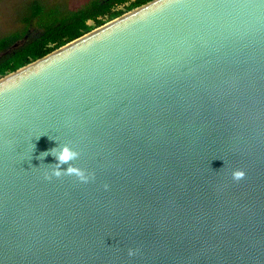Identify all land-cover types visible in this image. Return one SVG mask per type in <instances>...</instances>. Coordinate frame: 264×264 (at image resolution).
I'll use <instances>...</instances> for the list:
<instances>
[{
    "label": "water",
    "instance_id": "95a60500",
    "mask_svg": "<svg viewBox=\"0 0 264 264\" xmlns=\"http://www.w3.org/2000/svg\"><path fill=\"white\" fill-rule=\"evenodd\" d=\"M64 143L94 181L45 179ZM0 264H264V0H151L1 76Z\"/></svg>",
    "mask_w": 264,
    "mask_h": 264
},
{
    "label": "trees",
    "instance_id": "16d2710c",
    "mask_svg": "<svg viewBox=\"0 0 264 264\" xmlns=\"http://www.w3.org/2000/svg\"><path fill=\"white\" fill-rule=\"evenodd\" d=\"M149 1L92 0L61 16L56 11L46 13L43 5L34 1L26 31H15L0 37V51L4 53L0 58V77ZM34 19L40 26V33L18 45L19 40L30 30Z\"/></svg>",
    "mask_w": 264,
    "mask_h": 264
},
{
    "label": "rangeland",
    "instance_id": "374dc122",
    "mask_svg": "<svg viewBox=\"0 0 264 264\" xmlns=\"http://www.w3.org/2000/svg\"><path fill=\"white\" fill-rule=\"evenodd\" d=\"M34 1L43 5L46 13L56 11L61 16L87 5L92 0H0V37L15 31L21 33L26 31L27 20L32 13ZM40 31V26L34 19L28 33L17 44H23L38 35ZM3 55L4 53L0 51V58Z\"/></svg>",
    "mask_w": 264,
    "mask_h": 264
},
{
    "label": "clouds",
    "instance_id": "9594fccd",
    "mask_svg": "<svg viewBox=\"0 0 264 264\" xmlns=\"http://www.w3.org/2000/svg\"><path fill=\"white\" fill-rule=\"evenodd\" d=\"M38 139V138H37ZM51 139V138H50ZM48 155H52L58 160L56 164H49L51 166V174L47 175L45 179L51 180L53 177L61 178L62 176H72L78 178V180L82 183H89L95 180V174L89 173L86 169H81L75 166L72 162L79 159L81 153L75 150L71 144L64 143L62 145H58L48 151L42 152L39 156L40 160H43ZM62 165H67V168H62ZM245 172L243 170H234L232 173V178L235 181H240L244 179ZM105 190L109 187L105 185ZM138 250L129 249V256H135Z\"/></svg>",
    "mask_w": 264,
    "mask_h": 264
}]
</instances>
